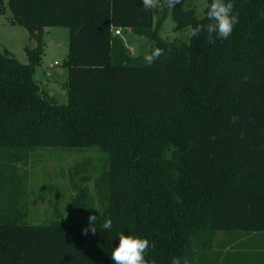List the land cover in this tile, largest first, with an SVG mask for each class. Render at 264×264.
<instances>
[{
    "label": "trees",
    "instance_id": "trees-1",
    "mask_svg": "<svg viewBox=\"0 0 264 264\" xmlns=\"http://www.w3.org/2000/svg\"><path fill=\"white\" fill-rule=\"evenodd\" d=\"M232 2L239 23L209 44L206 33L160 34L168 12L176 31L209 22L193 0L148 11L142 0H0L36 42L27 63L0 51V264H113L120 232L154 243L156 264H196L220 231L264 232V0ZM49 27L69 29L66 104L34 78ZM117 28L167 55L146 66ZM48 147L106 156L96 176L89 160L68 170L71 208L86 216L77 223L27 222L18 164ZM90 215L98 230L85 236ZM106 218L110 231L100 230Z\"/></svg>",
    "mask_w": 264,
    "mask_h": 264
},
{
    "label": "rangeland",
    "instance_id": "rangeland-1",
    "mask_svg": "<svg viewBox=\"0 0 264 264\" xmlns=\"http://www.w3.org/2000/svg\"><path fill=\"white\" fill-rule=\"evenodd\" d=\"M7 3V0H5ZM196 5V16H205L207 0H193ZM11 11L7 8L5 14L0 13V51L9 49L22 63H27L28 58L25 47H35L36 42L30 40L27 29L23 26L12 24L9 19ZM129 35L126 48L133 56H143L144 52L152 51L151 41L135 33ZM163 38L170 42H188L189 30H175V23L168 12L160 31ZM45 53L34 74L40 86L54 96L59 103L68 102L66 82L68 68L64 65L69 52V29L67 27H49L44 33ZM105 154L97 148H38L30 157L21 161L19 172L27 183L30 194L28 197L30 224L49 223L51 217L59 218L67 224H74L86 217L84 214L72 210L70 202L74 195L69 183L68 170L75 164L89 160L91 165L87 171L96 176V170L103 168ZM92 190L93 183L88 184ZM217 234V235H216ZM208 243L204 255L196 264H234L236 261L246 264L249 261V247L233 245L223 247L224 240L221 236L227 235L226 231L216 233ZM231 234H241L232 231Z\"/></svg>",
    "mask_w": 264,
    "mask_h": 264
},
{
    "label": "clouds",
    "instance_id": "clouds-1",
    "mask_svg": "<svg viewBox=\"0 0 264 264\" xmlns=\"http://www.w3.org/2000/svg\"><path fill=\"white\" fill-rule=\"evenodd\" d=\"M180 0H142V7L145 11L163 8L165 6L174 8ZM206 19L208 23H197L195 26L188 25L189 36L196 37L201 33H206V42L215 44L216 39L226 40L233 32L234 26L239 23L238 13H235V5L232 0H210L206 4ZM167 53L162 48H154L151 52L143 53V60L146 66L151 67L161 56ZM239 117L233 115L231 122L235 123ZM96 215L88 217V227L82 229V235L87 236L89 232L95 235L98 228ZM112 221L106 218L100 230L110 231ZM119 243L112 249L111 260L113 264H156L155 259H148L149 250L154 249V243L147 238L135 234H118ZM171 264H182L181 257H173ZM183 264H188L187 258L183 259Z\"/></svg>",
    "mask_w": 264,
    "mask_h": 264
},
{
    "label": "crops",
    "instance_id": "crops-1",
    "mask_svg": "<svg viewBox=\"0 0 264 264\" xmlns=\"http://www.w3.org/2000/svg\"><path fill=\"white\" fill-rule=\"evenodd\" d=\"M131 33H134L131 29L124 28L121 29V35H118V37L121 38L126 45L129 40V35H132ZM221 239L222 241L224 240V245L227 244L226 248L229 247L230 244L249 247V261H247L246 264H264V232H253L247 235H233L231 232H227V235H222ZM234 264H242V262L236 261Z\"/></svg>",
    "mask_w": 264,
    "mask_h": 264
},
{
    "label": "built area",
    "instance_id": "built-area-1",
    "mask_svg": "<svg viewBox=\"0 0 264 264\" xmlns=\"http://www.w3.org/2000/svg\"><path fill=\"white\" fill-rule=\"evenodd\" d=\"M114 34L116 36L121 35V29L120 28L114 29Z\"/></svg>",
    "mask_w": 264,
    "mask_h": 264
}]
</instances>
